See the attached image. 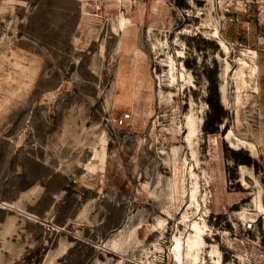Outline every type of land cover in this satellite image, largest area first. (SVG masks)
Listing matches in <instances>:
<instances>
[{
	"label": "rangeland",
	"instance_id": "obj_1",
	"mask_svg": "<svg viewBox=\"0 0 264 264\" xmlns=\"http://www.w3.org/2000/svg\"><path fill=\"white\" fill-rule=\"evenodd\" d=\"M0 264H264V0H0Z\"/></svg>",
	"mask_w": 264,
	"mask_h": 264
},
{
	"label": "trees",
	"instance_id": "obj_2",
	"mask_svg": "<svg viewBox=\"0 0 264 264\" xmlns=\"http://www.w3.org/2000/svg\"><path fill=\"white\" fill-rule=\"evenodd\" d=\"M203 1V0H202ZM196 2H200V0H196ZM256 22L258 23V19H256ZM239 40H243L241 38H244L242 33H238ZM207 103L210 106V112L207 115V118L204 122V131L208 134L211 133H217L219 132V127L223 124V119L225 117V113L223 111V108L221 107V104L219 102V93H218V85L217 82L213 81L210 87V95L207 99ZM237 160V158L235 159ZM243 164L247 165H253L251 159L247 157L244 159Z\"/></svg>",
	"mask_w": 264,
	"mask_h": 264
},
{
	"label": "built area",
	"instance_id": "obj_3",
	"mask_svg": "<svg viewBox=\"0 0 264 264\" xmlns=\"http://www.w3.org/2000/svg\"><path fill=\"white\" fill-rule=\"evenodd\" d=\"M124 121H125V119H120L119 123H120V124H123Z\"/></svg>",
	"mask_w": 264,
	"mask_h": 264
},
{
	"label": "bare ground",
	"instance_id": "obj_4",
	"mask_svg": "<svg viewBox=\"0 0 264 264\" xmlns=\"http://www.w3.org/2000/svg\"><path fill=\"white\" fill-rule=\"evenodd\" d=\"M251 150V149H250ZM253 150V149H252ZM4 205H6V204H4ZM174 250H177V247L176 248H174Z\"/></svg>",
	"mask_w": 264,
	"mask_h": 264
}]
</instances>
